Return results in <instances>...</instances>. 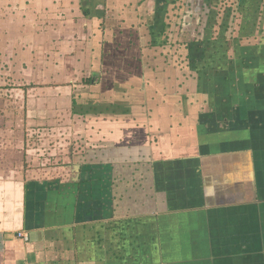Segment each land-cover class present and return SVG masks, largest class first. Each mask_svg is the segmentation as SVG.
I'll use <instances>...</instances> for the list:
<instances>
[{
    "label": "crops",
    "instance_id": "1",
    "mask_svg": "<svg viewBox=\"0 0 264 264\" xmlns=\"http://www.w3.org/2000/svg\"><path fill=\"white\" fill-rule=\"evenodd\" d=\"M0 2L2 63L18 66L0 81L24 82L0 90V130H19L0 136V264H264L249 9Z\"/></svg>",
    "mask_w": 264,
    "mask_h": 264
},
{
    "label": "trees",
    "instance_id": "2",
    "mask_svg": "<svg viewBox=\"0 0 264 264\" xmlns=\"http://www.w3.org/2000/svg\"><path fill=\"white\" fill-rule=\"evenodd\" d=\"M211 8L210 10H212L213 15L217 12H219V14L223 15V12H227L232 11L231 9H239L241 10V12L245 11L246 9H249V11L254 14L256 22H255V26H257V29L259 30H263L264 31V0H211ZM208 6V5H207ZM254 9L251 10L252 8ZM188 8L190 9V6H188ZM214 10V11H213ZM216 10V11H215ZM239 12V11H238ZM87 15V14H86ZM89 17V16H87ZM218 15L211 19L214 21L217 20ZM103 29V27H101Z\"/></svg>",
    "mask_w": 264,
    "mask_h": 264
},
{
    "label": "rangeland",
    "instance_id": "3",
    "mask_svg": "<svg viewBox=\"0 0 264 264\" xmlns=\"http://www.w3.org/2000/svg\"><path fill=\"white\" fill-rule=\"evenodd\" d=\"M3 3V2H0V4ZM2 8H5L4 6H2ZM3 26L1 27L0 25V35H1V38H0V73H3V72H6L7 68L8 70H12V72L14 73H17L18 72V66H9L4 63H2V59L3 56L5 55V52H6V49H5V46L7 44V35H6V25H5V22H2ZM1 29H3L1 31ZM13 68V69H12ZM1 75V74H0ZM5 77L2 75L1 76V79ZM24 82L23 81H0V90L4 89V88H11V89H16V88H22L23 87V84ZM26 83V82H25ZM32 84V83H31ZM2 115L0 114V117ZM3 131V132H2ZM19 130H0V136H10V137H16L18 136Z\"/></svg>",
    "mask_w": 264,
    "mask_h": 264
},
{
    "label": "built area",
    "instance_id": "4",
    "mask_svg": "<svg viewBox=\"0 0 264 264\" xmlns=\"http://www.w3.org/2000/svg\"><path fill=\"white\" fill-rule=\"evenodd\" d=\"M20 237H23V238L25 239V241H26V242H28V241H29V238H28V236H27V235H23V234H22V235H20Z\"/></svg>",
    "mask_w": 264,
    "mask_h": 264
}]
</instances>
